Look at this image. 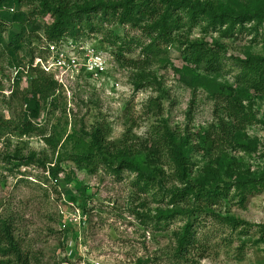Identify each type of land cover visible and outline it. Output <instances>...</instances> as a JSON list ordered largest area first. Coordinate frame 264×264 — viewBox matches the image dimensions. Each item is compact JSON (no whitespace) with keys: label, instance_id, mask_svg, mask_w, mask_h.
Listing matches in <instances>:
<instances>
[{"label":"rangeland","instance_id":"374dc122","mask_svg":"<svg viewBox=\"0 0 264 264\" xmlns=\"http://www.w3.org/2000/svg\"><path fill=\"white\" fill-rule=\"evenodd\" d=\"M100 16L94 18V31L83 24L88 30L79 39L107 55L108 73L99 81L78 79L68 90L52 93L40 117L32 120V132L24 133L23 97L31 96L38 73L30 70L15 77L11 55L0 47V226H11L28 264H264V188L243 195L225 178L230 192L222 189L223 197L211 205L198 203L203 207L193 219L198 245L187 259H177L175 232L188 217L177 216L158 229L155 225L157 211L174 208L169 191L184 185L167 150L157 164L162 184L155 182L148 192L136 186L135 174L117 175L105 164L80 169L71 159L64 160L72 151V135L88 140L98 127L112 149H148L167 129L192 134L194 144L199 135L214 133L224 118L218 87L238 88L239 61L247 53L264 57V23L237 25L227 33L226 26L215 29L208 21L182 16L173 40L159 42L147 53L144 48L151 40L141 29L115 21L101 25ZM40 24L45 25L42 20ZM8 31L20 32L21 27L10 25ZM42 34H29L25 42L36 50L43 41L37 35ZM190 43L220 50L223 72L208 76L188 67L183 52ZM245 104L258 120L247 129L256 149L228 153L252 176H264V96L253 95ZM207 150L216 152L212 147L191 152V177L210 161ZM61 158V171L54 176ZM69 174L73 183L66 181ZM0 264L18 262L0 252Z\"/></svg>","mask_w":264,"mask_h":264},{"label":"trees","instance_id":"16d2710c","mask_svg":"<svg viewBox=\"0 0 264 264\" xmlns=\"http://www.w3.org/2000/svg\"><path fill=\"white\" fill-rule=\"evenodd\" d=\"M100 14L101 25L102 22L115 21L122 27L130 25L141 29L151 40L144 48L149 53L157 43H170L173 40V28L182 21V16H188L192 21H208L215 29L226 26L227 33L232 32L237 25L243 26L254 21L263 24L264 0H0V47L11 55L13 66H19L22 61L20 54L32 57L35 53L31 48L33 43L25 42L29 34L43 30L42 35H37L39 41L43 37L50 42L65 37L79 39L85 35L84 30H88L83 24L94 31V18ZM41 20L45 23L43 28ZM49 20L51 24H47ZM10 25L20 26L21 31H8ZM183 56L188 67L194 66L208 76L220 75L224 70L221 51L203 43H190ZM239 67L237 82L240 85L237 89L218 87L217 98L224 118L219 119V127L214 133L207 131L199 135L197 144H194L192 134H177L169 129L150 148L138 150L127 145L112 149L108 135L99 127L92 130L88 140L75 135L70 138L72 151L64 160L71 159L80 169L96 170L98 165L105 164L117 175L123 171L135 174L136 186L145 192L150 191L155 182L162 184V170L157 164L167 150L170 159L176 164L178 178L184 185L169 191L170 204L174 208L157 211L155 225L158 229L159 225L168 224L177 216L188 217V223L175 232L177 259H187L190 250L198 245L193 228V219L203 209L198 203L211 205L223 197L222 189L230 192L225 178L230 179L231 186L240 189L243 195L246 191L264 188V176H252L250 169L245 170L240 161L228 153L230 150L250 153L256 149V142L251 140L247 129L258 120L245 101L253 95L259 99L264 96V57L247 53L246 59L239 61ZM36 72L37 77L31 83V96L23 97L26 107L24 133L35 130L32 120L40 117L43 104L58 90L57 83L51 77ZM17 84H20L19 81ZM250 90L254 92L253 95L248 94ZM242 92L247 93V98L243 97ZM261 123L264 124V121ZM208 147H212L215 154L211 155L207 150L210 161L196 177H191V152L205 151ZM62 160L53 169L54 176L60 173ZM66 181L73 183V175L69 174ZM76 188L82 193L86 192L82 184L76 183ZM71 200L77 202L76 198ZM226 221L233 224L232 219ZM67 231L72 235L77 233L73 228H67ZM0 252L13 256L18 264L29 263L13 236L11 226L6 222L0 226Z\"/></svg>","mask_w":264,"mask_h":264},{"label":"built area","instance_id":"2783aa9c","mask_svg":"<svg viewBox=\"0 0 264 264\" xmlns=\"http://www.w3.org/2000/svg\"><path fill=\"white\" fill-rule=\"evenodd\" d=\"M42 40L32 57L21 54L22 63L13 67L15 77L40 71L51 77L58 89L68 90L78 79L99 81L108 73L107 55L95 44L71 37L56 42Z\"/></svg>","mask_w":264,"mask_h":264}]
</instances>
